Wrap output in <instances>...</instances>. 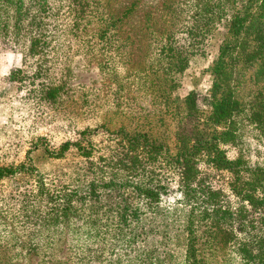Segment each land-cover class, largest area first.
<instances>
[{"label": "rangeland", "instance_id": "1", "mask_svg": "<svg viewBox=\"0 0 264 264\" xmlns=\"http://www.w3.org/2000/svg\"><path fill=\"white\" fill-rule=\"evenodd\" d=\"M162 2L113 0V16L130 5L135 12L105 34L96 20L76 36L61 34L64 58H22L21 45L0 38V166L24 164L30 169L27 175L0 180V264H113L123 252L117 240L123 235L116 225L122 200L115 190L101 187L112 173L102 171V160L114 153L113 134L142 130L169 148L180 142L173 104L195 95L197 107L208 110L209 68L225 35L218 26L181 70L173 68L175 58H151L155 44L147 41L145 14L160 13ZM162 19L169 29L166 17ZM134 34L132 44L126 37ZM237 65L232 73L239 72ZM239 81L245 113L254 112L258 122L249 124L241 117L243 124L234 126L235 145L223 149L228 158L264 166V60L241 70ZM82 131L89 132L91 161L72 148L55 157L62 143L80 141ZM90 167L93 193L84 178ZM179 200L172 180L160 198L161 207L171 209ZM134 216L139 214H127L126 220ZM95 239L98 243H92ZM177 252L170 264H184L182 252ZM212 264L237 262L231 254L218 253Z\"/></svg>", "mask_w": 264, "mask_h": 264}, {"label": "trees", "instance_id": "2", "mask_svg": "<svg viewBox=\"0 0 264 264\" xmlns=\"http://www.w3.org/2000/svg\"><path fill=\"white\" fill-rule=\"evenodd\" d=\"M67 1L59 5L58 0H0V38L21 45L22 58H64L59 52L61 34L76 36L91 20L103 24L101 34H105L135 12L130 5L113 16V0ZM162 1L160 13L145 14L146 38L155 44L151 58H175L173 68L181 70L186 58L200 51L218 26L225 35L209 68L208 110L197 107L195 95L173 104L180 142L169 148L142 130L113 134L114 153L102 160L103 170L98 167L112 172L101 187L115 190L122 200L116 207L121 217L116 225L123 235L117 238L123 252L113 264H170L178 250L184 264H212L218 253L233 255L237 264H264V166L228 158L223 149L235 145L234 126L241 117L249 124L257 121L254 112L245 113L236 86L241 85V70L264 60V0ZM130 39L136 35L126 37ZM235 65L238 73H232ZM163 100L167 107L169 101L165 96ZM80 134V141L62 143L55 157L72 148L91 161L89 132ZM28 171L24 164L0 166V180ZM89 172L91 167L84 178L89 179L87 191L90 188L93 193L94 178ZM172 180L180 200L171 209L162 208L160 198ZM127 214L139 216L129 221ZM128 252L132 255L125 258Z\"/></svg>", "mask_w": 264, "mask_h": 264}]
</instances>
